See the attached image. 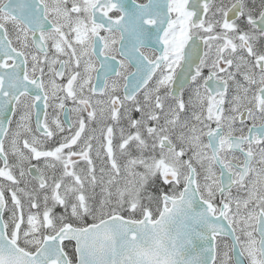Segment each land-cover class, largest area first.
I'll return each mask as SVG.
<instances>
[{
  "label": "snow or ice",
  "instance_id": "1",
  "mask_svg": "<svg viewBox=\"0 0 264 264\" xmlns=\"http://www.w3.org/2000/svg\"><path fill=\"white\" fill-rule=\"evenodd\" d=\"M0 264H264V0H0Z\"/></svg>",
  "mask_w": 264,
  "mask_h": 264
}]
</instances>
